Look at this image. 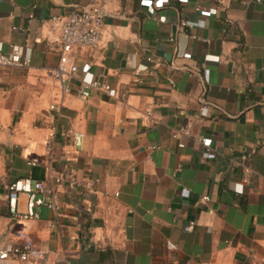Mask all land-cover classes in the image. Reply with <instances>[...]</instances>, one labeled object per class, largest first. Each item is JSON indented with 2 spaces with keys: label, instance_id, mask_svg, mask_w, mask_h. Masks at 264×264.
<instances>
[{
  "label": "crops",
  "instance_id": "crops-1",
  "mask_svg": "<svg viewBox=\"0 0 264 264\" xmlns=\"http://www.w3.org/2000/svg\"><path fill=\"white\" fill-rule=\"evenodd\" d=\"M162 2L0 0V52L30 61L0 68V247L31 241L36 264H264V0ZM91 7L102 38L72 50L62 95L52 18ZM87 74L121 101L77 97ZM25 178L50 184L59 212L14 218L7 186Z\"/></svg>",
  "mask_w": 264,
  "mask_h": 264
},
{
  "label": "built area",
  "instance_id": "built-area-1",
  "mask_svg": "<svg viewBox=\"0 0 264 264\" xmlns=\"http://www.w3.org/2000/svg\"><path fill=\"white\" fill-rule=\"evenodd\" d=\"M259 2V0H254ZM160 3H163L160 0ZM164 21V17L158 18ZM52 21L61 23V38H60V54L57 65L50 70V75L56 81L58 89L62 95L70 93V84L78 78V68L70 62L69 55L74 48H90L96 46L102 38L103 30V13L96 7L83 8L81 10H72L67 16L61 20L58 17H53ZM180 29H189L192 25L180 20L178 23ZM190 38H195L193 35H188ZM152 62L151 58H147ZM215 61H218L215 58ZM29 59L24 57L20 49L16 46H11L10 52L7 54L0 52V68H26L29 66ZM81 87L76 91L77 97L84 100L88 98L91 92L95 91L104 94L110 99L121 101V95L106 81L95 78L92 74H87L84 79H81ZM50 110H57L55 105L49 106ZM147 115L149 113L147 112ZM183 132L184 129L180 128ZM175 136V135H173ZM81 134L72 133L71 138L74 146L78 147L81 143ZM201 144L205 148H209L210 143L206 138L200 139ZM181 147V144H179ZM52 150V141H46V151L50 153ZM245 155H248L245 153ZM34 163L31 162L30 165ZM62 179L58 176L53 179V183L59 184ZM71 186H77V182L70 178L68 180ZM235 192H241L242 189H234ZM26 195L25 212L18 213L16 209L18 194ZM209 200L208 196H202L201 201ZM7 203L9 213L16 219L34 220L37 219L36 208L45 207L54 213L59 212L60 204L56 194L50 184L44 181L31 182L29 178L20 179L12 182L7 186ZM166 247L170 250H175L176 246L173 243L167 242ZM33 253L31 241L6 245L0 249V260H15L21 264H36L35 260H30V255ZM59 264H71L64 256Z\"/></svg>",
  "mask_w": 264,
  "mask_h": 264
},
{
  "label": "water",
  "instance_id": "water-1",
  "mask_svg": "<svg viewBox=\"0 0 264 264\" xmlns=\"http://www.w3.org/2000/svg\"><path fill=\"white\" fill-rule=\"evenodd\" d=\"M3 248V246L2 247H0V249H2ZM6 261H12V260H6Z\"/></svg>",
  "mask_w": 264,
  "mask_h": 264
}]
</instances>
